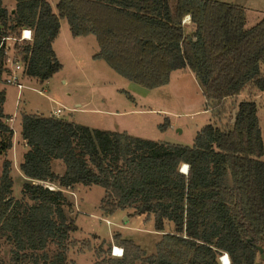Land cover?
<instances>
[{"label": "trees", "instance_id": "16d2710c", "mask_svg": "<svg viewBox=\"0 0 264 264\" xmlns=\"http://www.w3.org/2000/svg\"><path fill=\"white\" fill-rule=\"evenodd\" d=\"M14 1L10 14L0 0V84L7 73L3 38L23 28L33 31L32 43L17 47L23 76L44 83L59 72L52 44L66 20L72 37L94 36V60L144 89L165 86L172 71L188 68L204 109L216 117L247 85L264 91V17L245 29L241 6L215 0H57L55 13L47 0ZM4 102L0 88V155L5 156L13 130ZM235 109L234 121L230 114L222 128L204 125L191 147L23 114L20 134L27 150L19 169L28 180L23 194L29 201L12 197L11 163L4 160L0 240L11 245L5 264H66L65 243L77 228L67 220L63 208L70 204L60 189L76 185L103 189L99 209L105 216L129 209L153 216L157 232L166 222L173 225L152 254L119 240L123 254L112 257L113 264H221L225 253L229 264H254L256 248L264 250V148L256 103L242 100ZM54 161L64 165L60 176L52 170ZM52 244L59 251L49 255Z\"/></svg>", "mask_w": 264, "mask_h": 264}, {"label": "rangeland", "instance_id": "374dc122", "mask_svg": "<svg viewBox=\"0 0 264 264\" xmlns=\"http://www.w3.org/2000/svg\"><path fill=\"white\" fill-rule=\"evenodd\" d=\"M47 1L55 11L57 0ZM215 1L244 8L245 29L264 17V0ZM2 4L10 14L15 9L14 0H2ZM60 26V33L54 41V50L62 65L59 72L47 83L22 81L24 88L18 93L19 97L14 86L5 85L4 82L3 86L0 85L7 93V104L5 108L3 106L5 112L18 116L12 128L9 126L13 129L12 148L5 156L0 155V174L4 160L11 163L12 197L15 200L29 201L23 194V184L28 180L24 179L19 169L22 155L27 149L21 143L20 115L23 114L53 116V111L61 108L63 111L58 118L89 129L126 132L144 140L177 142L191 147L202 126L214 123L224 127L229 123L230 114L236 111L237 104L250 100L257 104L264 139V96L262 98L251 85H247L239 96L226 100V111L216 117L215 113L204 109L201 90L190 76L183 75L178 82L173 79L166 88L144 89L121 78L104 61L92 58L98 51L93 36L78 42L71 41L73 38L67 21L61 20ZM191 30L186 27V32ZM17 47L19 44L15 53L20 50ZM169 123L172 125L170 129L167 128ZM160 127L165 129L161 130ZM52 170L61 175L64 165L61 161H55ZM42 185L58 189L57 184ZM60 190L70 204L63 208L67 220H72L77 228L69 233L65 243L66 264H113L111 249L112 246L122 248L118 245L121 239L131 240L147 255L152 254L161 236L173 232V225L168 222L162 232L155 231L153 216L134 215L129 209L103 215L99 205L104 191L98 186L76 185ZM10 251L11 245L4 239L0 240V264L9 260ZM58 251L56 244L48 247L49 255ZM254 264H264V259L257 254Z\"/></svg>", "mask_w": 264, "mask_h": 264}, {"label": "built area", "instance_id": "2783aa9c", "mask_svg": "<svg viewBox=\"0 0 264 264\" xmlns=\"http://www.w3.org/2000/svg\"><path fill=\"white\" fill-rule=\"evenodd\" d=\"M33 41V31L28 28L21 29L16 37H5L3 38L4 46H5V68L7 69V73L4 75L3 82L5 85H11L17 88L18 93L24 88L22 84L23 78V69H24V61L22 60V56L19 54V51L15 53L16 45L19 44V47L23 44H30ZM13 42V43H12ZM21 44V45H20ZM19 97V94H18ZM18 99V98H17ZM62 109L58 108L53 111V116L59 117L62 114ZM12 120V119H10ZM181 171L186 173L187 167L182 166ZM48 189L53 190L51 186H48ZM123 249L112 246L111 255L116 258L122 257ZM224 254L220 256V263L223 264Z\"/></svg>", "mask_w": 264, "mask_h": 264}, {"label": "crops", "instance_id": "0c3cea01", "mask_svg": "<svg viewBox=\"0 0 264 264\" xmlns=\"http://www.w3.org/2000/svg\"><path fill=\"white\" fill-rule=\"evenodd\" d=\"M55 10V9H54ZM55 13H56V11H54ZM186 21H185V25H186V27L188 28L189 27V30H191L192 29V26H191V24H190V21H189V17H187L186 19H185ZM61 22V21H60ZM60 29H61V26H60ZM59 33H60V31H59ZM90 36H93V35H87V36H81V37H72L73 39H71V41H73V40H77V42L78 41H80V40H82V39H88V38H90ZM93 38H94V36H93ZM57 39V38H56ZM95 39V38H94ZM96 42V41H95ZM54 43L55 42H53V44H52V48H53V51H54V53H55V56H56V58H57V60L60 62V59H59V57H58V55H57V53L55 52V50H54ZM98 52V51H97ZM96 54V53H95ZM190 76V78L193 80V82H194V84L197 86V88H199L200 89V87L198 86V83H197V81H196V79H195V77H194V75L192 74V72L188 69V68H183V69H179V70H175V71H172L171 72V74H170V77H169V82H168V84L167 85H165V86H162V87H159V88H166L167 86H169V84H170V82H171V80H173L174 79V82H178L179 81V79L182 77V76ZM26 77H24L23 76V78H22V81H27V80H35V79H29V78H26ZM48 81H46L45 83H47ZM0 85H4V84H0ZM0 88H1V86H0ZM4 89V88H3ZM4 91H5V89H4ZM201 92V94H202V91H200ZM259 94H260V96L263 98V96H264V91H259ZM203 95V94H202ZM17 96H18V92H17ZM204 98V97H203ZM205 101V100H204ZM7 93H6V91H5V102H4V105H6L7 103ZM257 105V104H256ZM4 108H5V106H4ZM3 108V109H4ZM257 110H258V108H257ZM4 114L9 118L8 120H6V123H7V125L8 126H10L11 128H12V123H15V120L18 118V116H15V114L14 113H7V112H5V110H4ZM33 115H35V114H33ZM36 115H38V114H36ZM15 118V119H14ZM10 119H12V120H10ZM20 120H21V115H20ZM21 124V123H20ZM172 125H171V123H169V126L167 127L168 129H170V127H171ZM259 126H260V132H261V138H262V142H263V148H264V139H263V129H262V124H261V121L259 120ZM203 127V126H202ZM201 127V128H202ZM200 128V129H201ZM13 130V129H12ZM134 137H136V136H134ZM21 143H22V146H23V148H26L25 147V143H24V141H22V139H21ZM164 143H171V144H178L177 142H164ZM178 145H180V144H178ZM27 150V149H26ZM23 156V155H22ZM261 160L262 161H264V151H263V155H262V157H261ZM55 162V161H54ZM54 162H52V165H53V163ZM52 165H51V167H52ZM63 174V173H62ZM61 174V175H62ZM60 176V175H59ZM25 179V178H24ZM118 211H121V210H118ZM124 211V210H123Z\"/></svg>", "mask_w": 264, "mask_h": 264}, {"label": "water", "instance_id": "95a60500", "mask_svg": "<svg viewBox=\"0 0 264 264\" xmlns=\"http://www.w3.org/2000/svg\"><path fill=\"white\" fill-rule=\"evenodd\" d=\"M13 13H14V11L11 12V14H13ZM234 118H235V110H233V112H232V121H234ZM256 249H257V251H258V255H259L261 258L264 259L263 249H262L261 247H257Z\"/></svg>", "mask_w": 264, "mask_h": 264}, {"label": "clouds", "instance_id": "9594fccd", "mask_svg": "<svg viewBox=\"0 0 264 264\" xmlns=\"http://www.w3.org/2000/svg\"><path fill=\"white\" fill-rule=\"evenodd\" d=\"M185 167H187V165H185ZM223 264H229V259H228L227 253L224 254Z\"/></svg>", "mask_w": 264, "mask_h": 264}]
</instances>
